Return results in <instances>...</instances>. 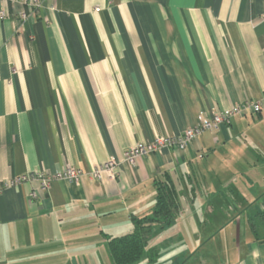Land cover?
Masks as SVG:
<instances>
[{
    "label": "crops",
    "instance_id": "1",
    "mask_svg": "<svg viewBox=\"0 0 264 264\" xmlns=\"http://www.w3.org/2000/svg\"><path fill=\"white\" fill-rule=\"evenodd\" d=\"M39 1L0 0V264H115L108 238L167 176L181 211L150 246L176 248L134 264H264V0ZM246 101L261 111L124 160ZM110 158L115 177L89 174ZM68 165L80 180L38 199L12 183Z\"/></svg>",
    "mask_w": 264,
    "mask_h": 264
},
{
    "label": "built area",
    "instance_id": "2",
    "mask_svg": "<svg viewBox=\"0 0 264 264\" xmlns=\"http://www.w3.org/2000/svg\"><path fill=\"white\" fill-rule=\"evenodd\" d=\"M14 1L24 2V4L27 5L31 11H33V8L38 7L40 4L39 0ZM96 10H99V8L97 7ZM20 15L25 17L26 11H22ZM249 111L255 113L261 111V103L246 101L231 108L218 109L210 115H203L197 124L185 129L181 134L159 135L152 141L139 142L135 144L124 152V160L128 163H135L139 156L161 151L163 148L168 146L185 150L187 146L201 136L203 132L207 130L217 131L221 127L230 124L233 116L244 115ZM118 165L119 163L114 158H110L104 163L96 166L89 174L94 178H102L104 174H108L110 177H115ZM82 175L83 172L80 169L72 165H68L55 173L38 171L29 175L18 176L12 181V183H19L32 179L37 180L39 182L38 186L33 189L29 195L33 199H38L46 194V192L51 188L54 180L61 179L69 182H76L80 180Z\"/></svg>",
    "mask_w": 264,
    "mask_h": 264
},
{
    "label": "trees",
    "instance_id": "3",
    "mask_svg": "<svg viewBox=\"0 0 264 264\" xmlns=\"http://www.w3.org/2000/svg\"><path fill=\"white\" fill-rule=\"evenodd\" d=\"M155 184L157 198L152 212L143 217L133 216L132 231L108 238L115 264H134L145 254H149L150 260L155 262L161 254L163 248L159 244H150L175 225L181 211V200L176 183L169 176L156 180Z\"/></svg>",
    "mask_w": 264,
    "mask_h": 264
},
{
    "label": "rangeland",
    "instance_id": "4",
    "mask_svg": "<svg viewBox=\"0 0 264 264\" xmlns=\"http://www.w3.org/2000/svg\"><path fill=\"white\" fill-rule=\"evenodd\" d=\"M209 231H211V230H209ZM209 231L208 230L207 231H204L203 230V233L205 234V233H208ZM191 232L192 231H190V230H184V233L186 234L185 237H189V234ZM158 244H159L160 248H163V251L164 252H167L168 251L170 253V252H172V250L174 251L175 248H176L175 246H174V248H172V246H171L172 241L171 240L170 241L168 240V241H164V242H159Z\"/></svg>",
    "mask_w": 264,
    "mask_h": 264
}]
</instances>
